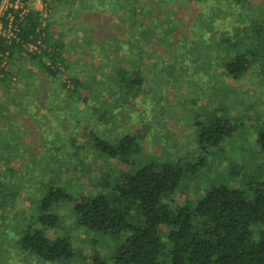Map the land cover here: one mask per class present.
I'll return each instance as SVG.
<instances>
[{
  "label": "rangeland",
  "instance_id": "374dc122",
  "mask_svg": "<svg viewBox=\"0 0 264 264\" xmlns=\"http://www.w3.org/2000/svg\"><path fill=\"white\" fill-rule=\"evenodd\" d=\"M13 1L3 0V9H13L9 7ZM25 1L41 11L43 24L49 23V31L62 40L60 52L72 74L95 83L87 89L79 87L78 96L65 91L62 98L56 99L52 96L55 89H62L58 80L65 81L68 89L73 87L64 65L59 66L61 72L53 78L25 54L10 64L9 69L17 74L12 81L0 84V264H81V260L88 261L96 252L109 255L106 253L111 242L99 231L78 226L71 205L57 210L61 217L59 225L48 228L46 234L52 238L70 237L80 255L66 263L46 262L25 254L18 244L28 227H40V200L52 186L65 187L78 198L91 196L100 176L109 171L130 170L118 158L100 156L89 144V134L137 135L141 146L139 159L143 163L195 162L200 155L196 140L199 129L210 126L212 121L229 119L234 132L222 149L209 156L196 175L187 177L182 192L165 197V201H195L222 173H231L229 183L240 186L245 173L261 162L260 155L255 157V130L264 126V73L255 68L246 77H226L222 53L208 46H214L219 34L202 38L211 29L234 33L242 28L246 18L258 14L256 2L249 9L237 7L235 0H200L196 5L195 0H184V18H174L172 25L185 27L188 36L181 39L202 38L194 44L201 52L194 54L185 47L180 55L167 52L171 34L143 42V49L151 51L142 60L143 84L135 93L124 96L117 92L110 77L120 67L133 76L135 62L126 57L130 47L125 44L118 48V58L108 50L100 51L99 56L96 51L91 53L89 50L101 49L94 39H101L104 33L97 25L96 14L79 17L78 13L85 9H79L77 4L69 13L66 0H42V6L35 0ZM215 8L217 16L209 26H203L202 20ZM240 11L244 20L239 19ZM100 20L105 21V17ZM108 25L106 28L112 27ZM0 35L8 39L13 31L5 24ZM35 48L33 44L28 46L29 50ZM111 55L114 57L109 58Z\"/></svg>",
  "mask_w": 264,
  "mask_h": 264
},
{
  "label": "trees",
  "instance_id": "16d2710c",
  "mask_svg": "<svg viewBox=\"0 0 264 264\" xmlns=\"http://www.w3.org/2000/svg\"><path fill=\"white\" fill-rule=\"evenodd\" d=\"M199 1L195 0V5ZM235 2L237 7L249 9L256 2L258 14L246 18L244 26L234 33L211 29L202 35L207 39L209 34L212 37L219 34L214 46H208L222 53L223 73L232 79L246 77L255 68L264 73V0ZM65 4L69 13L76 4L79 9H85L78 13L79 17L97 15V25L104 33L101 39H94L101 49L89 50L91 53L108 50L118 58L122 46L130 47L126 57L135 62L131 70L133 76L120 67L117 74L110 77L118 87L117 92L124 96L135 93L143 84L142 60L151 52L143 49V42L150 43L156 36L171 34L167 52L180 55L185 48L192 49L194 54L201 52L194 44L203 41L202 38L196 41H189V37L181 39L188 36L185 27L172 25L174 18L176 21L184 18V0H66ZM217 8L208 11L206 18L202 17L203 26H209L217 16ZM41 14L31 7L22 19L16 18L18 29L14 36L6 39L0 35V84L12 81L17 73L9 66L25 54L29 61L38 62L48 77L56 78L61 72L60 65L67 68L73 87L68 89L65 81L58 80L62 89H55L53 97L60 99L65 91L67 95L78 96L79 87L87 89L95 81L72 74L60 52L62 40L49 31V23L43 24ZM103 17L106 22L100 20ZM239 19L244 20L241 11ZM108 24L112 27L106 28ZM158 30L161 31L159 35ZM31 44L36 46L34 50L28 49ZM112 57L114 55L109 56ZM47 60L49 63L45 62ZM230 125L226 118L199 129L196 140L200 155L195 162L143 163L139 159L141 146L137 135L89 134V144L100 156L118 158L130 170H114L100 176L94 183L97 190L91 196L78 198L65 187L52 186L39 204L37 221L42 228H27L18 242L21 251L46 262L71 261L79 253L71 238L66 235L52 238L46 234L48 228L59 225L61 217L57 210L62 205H71L78 226L99 231L111 242L108 256L96 252L88 261L77 256L81 264H264V126L255 130L258 150L255 157L260 155L262 160L254 170L245 173L242 185L229 183L231 173H220L219 180L197 200L165 201V197L182 192L187 177L196 175L209 156L222 149L234 132Z\"/></svg>",
  "mask_w": 264,
  "mask_h": 264
},
{
  "label": "built area",
  "instance_id": "2783aa9c",
  "mask_svg": "<svg viewBox=\"0 0 264 264\" xmlns=\"http://www.w3.org/2000/svg\"><path fill=\"white\" fill-rule=\"evenodd\" d=\"M1 3H0V33L2 32V29L6 24V26L9 27V30L13 31V36H14L15 31L18 29L17 24L15 23L16 18L18 17L19 19H22L33 6L32 4L26 2L25 0H14L12 3L9 4V7L13 9H8V7H6V9H3ZM35 3L42 6V0H35ZM5 19L7 22H4Z\"/></svg>",
  "mask_w": 264,
  "mask_h": 264
}]
</instances>
